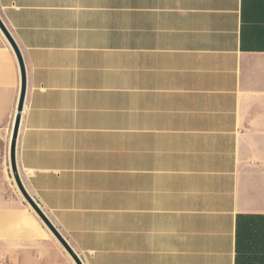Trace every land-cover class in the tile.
I'll use <instances>...</instances> for the list:
<instances>
[{
	"label": "crops",
	"instance_id": "obj_1",
	"mask_svg": "<svg viewBox=\"0 0 264 264\" xmlns=\"http://www.w3.org/2000/svg\"><path fill=\"white\" fill-rule=\"evenodd\" d=\"M0 15L27 71L21 178L84 263L237 264L238 235L264 226V0H0ZM21 90L0 29V264H60L46 242L76 264L12 188Z\"/></svg>",
	"mask_w": 264,
	"mask_h": 264
},
{
	"label": "water",
	"instance_id": "obj_2",
	"mask_svg": "<svg viewBox=\"0 0 264 264\" xmlns=\"http://www.w3.org/2000/svg\"><path fill=\"white\" fill-rule=\"evenodd\" d=\"M0 29L3 31V33L6 35V37L9 39L11 44L13 45L15 51L17 52L20 65H21V71H22V90H21V97L19 101V107H18V114L16 117L14 130H13V137H12V143H11V165H12V174L15 180V183L17 187L19 188L20 192L24 196V198L27 200V202L31 205V207L36 211V213L39 215L41 220L45 223V225L50 229V231L55 235V237L58 239L60 244L64 247V249L68 252V254L72 257V259L75 261L76 264H85L83 259L80 257V255L77 253V251L72 247V245L69 243V241L65 238V236L59 231V229L54 225V223L51 221V219L48 217V215L43 211V209L40 207V205L35 201V199L31 196L29 193L27 187L25 186L18 167L17 163V142L20 132V125H21V119H22V112L24 110L25 106V98H26V92H27V71H26V64L25 60L22 54V51L15 40L13 34L5 24L3 18L0 15Z\"/></svg>",
	"mask_w": 264,
	"mask_h": 264
},
{
	"label": "trees",
	"instance_id": "obj_3",
	"mask_svg": "<svg viewBox=\"0 0 264 264\" xmlns=\"http://www.w3.org/2000/svg\"><path fill=\"white\" fill-rule=\"evenodd\" d=\"M253 219L247 227V240L238 235L237 264H264V226L252 222Z\"/></svg>",
	"mask_w": 264,
	"mask_h": 264
},
{
	"label": "rangeland",
	"instance_id": "obj_4",
	"mask_svg": "<svg viewBox=\"0 0 264 264\" xmlns=\"http://www.w3.org/2000/svg\"><path fill=\"white\" fill-rule=\"evenodd\" d=\"M17 186H15V183L14 181L12 182V188L13 189H16L15 188ZM15 191V190H14ZM47 227V226H46ZM48 228V227H47ZM49 229V228H48ZM50 231V229H49ZM36 232H37V236L39 237H46L47 234L45 233V231L41 228V226L39 224L36 225ZM52 233V232H51ZM54 235V234H53ZM55 236V235H54ZM46 245H47V248H45V253L49 256V257H54V258H57L59 261H60V264H69L71 262H69V260H67V254H65V252H58L52 242H46Z\"/></svg>",
	"mask_w": 264,
	"mask_h": 264
}]
</instances>
